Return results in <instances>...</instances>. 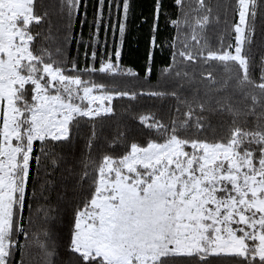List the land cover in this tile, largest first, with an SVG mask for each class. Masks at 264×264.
<instances>
[{
    "label": "snow or ice",
    "instance_id": "1",
    "mask_svg": "<svg viewBox=\"0 0 264 264\" xmlns=\"http://www.w3.org/2000/svg\"><path fill=\"white\" fill-rule=\"evenodd\" d=\"M132 10L0 0V264H264V0Z\"/></svg>",
    "mask_w": 264,
    "mask_h": 264
},
{
    "label": "trees",
    "instance_id": "2",
    "mask_svg": "<svg viewBox=\"0 0 264 264\" xmlns=\"http://www.w3.org/2000/svg\"><path fill=\"white\" fill-rule=\"evenodd\" d=\"M153 0H133V10L130 14L129 18V29L125 38V51L126 56L124 57V62L133 64L138 63L136 60L137 53L143 52L145 48V42L147 39L148 29L151 24V12H150V5L152 4ZM167 2V0H166ZM88 16L89 19L92 17V8L89 6L88 8ZM141 16H147L148 23H141ZM160 25H161V35L165 34L164 29V16L161 15L160 17ZM76 30L77 32L80 31V24L79 21L76 22ZM83 32L85 38L88 36L89 28L88 25L85 24L83 27ZM103 37V32H101V38ZM72 51L75 52V44H73ZM81 51H83V48H81ZM259 64V57H257V65ZM255 75H259V67L257 66L255 70ZM117 107V117H114L115 119H121L124 122H130L129 115L127 113H123L121 115V109L122 107H126L125 103L116 102ZM115 128V125H113V129ZM113 129H106V133L111 134ZM88 130L85 129V132ZM80 143H83L81 141ZM60 258L62 261L65 262V264H70L71 259V253L70 251H66L63 248L60 250ZM216 259V258H212ZM58 264L60 262L58 261Z\"/></svg>",
    "mask_w": 264,
    "mask_h": 264
}]
</instances>
